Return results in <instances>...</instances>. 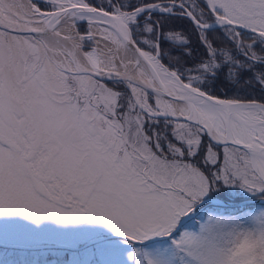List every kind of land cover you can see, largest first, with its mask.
I'll return each mask as SVG.
<instances>
[{
  "label": "snow or ice",
  "instance_id": "6c2138e0",
  "mask_svg": "<svg viewBox=\"0 0 264 264\" xmlns=\"http://www.w3.org/2000/svg\"><path fill=\"white\" fill-rule=\"evenodd\" d=\"M61 248L264 264V0H0V264Z\"/></svg>",
  "mask_w": 264,
  "mask_h": 264
},
{
  "label": "rangeland",
  "instance_id": "374dc122",
  "mask_svg": "<svg viewBox=\"0 0 264 264\" xmlns=\"http://www.w3.org/2000/svg\"><path fill=\"white\" fill-rule=\"evenodd\" d=\"M64 250L63 249H53L51 251H43L39 254L33 253L31 258H38L41 260H47L49 264H57V261L64 262L66 260L61 259ZM11 256V253L9 254ZM27 254H21L20 258L23 259ZM72 258V257H71Z\"/></svg>",
  "mask_w": 264,
  "mask_h": 264
},
{
  "label": "trees",
  "instance_id": "16d2710c",
  "mask_svg": "<svg viewBox=\"0 0 264 264\" xmlns=\"http://www.w3.org/2000/svg\"><path fill=\"white\" fill-rule=\"evenodd\" d=\"M63 250H64L63 255L60 258L66 261L71 259L72 253L70 251H67L66 249H63Z\"/></svg>",
  "mask_w": 264,
  "mask_h": 264
},
{
  "label": "water",
  "instance_id": "95a60500",
  "mask_svg": "<svg viewBox=\"0 0 264 264\" xmlns=\"http://www.w3.org/2000/svg\"><path fill=\"white\" fill-rule=\"evenodd\" d=\"M61 249H63V248H61Z\"/></svg>",
  "mask_w": 264,
  "mask_h": 264
}]
</instances>
